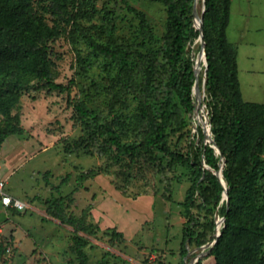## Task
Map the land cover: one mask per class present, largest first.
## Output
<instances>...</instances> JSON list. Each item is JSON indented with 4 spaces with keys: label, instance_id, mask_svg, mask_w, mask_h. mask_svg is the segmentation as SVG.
<instances>
[{
    "label": "rangeland",
    "instance_id": "1",
    "mask_svg": "<svg viewBox=\"0 0 264 264\" xmlns=\"http://www.w3.org/2000/svg\"><path fill=\"white\" fill-rule=\"evenodd\" d=\"M128 1L146 17V31L121 0H28L30 15L52 34L38 44L51 78L68 90L41 87L43 79L31 70L5 81L13 91L10 121L22 133L0 146V179L7 180L8 191L26 204V211H8L0 202V264H79L73 233L51 218L60 196L64 213L78 220L86 237L88 264H196L199 254L211 249L212 244L193 247L187 257L180 256L183 204L195 169L154 152L127 170L128 158L109 159L113 150L107 140L83 126L74 110V104L83 105L89 124L113 127L124 143L144 139L154 123L164 126L170 148L194 156V134L205 126L211 99L198 84L197 112L193 117L185 112L168 87L166 5ZM190 3L193 26L185 29L184 59L193 60L203 78L195 15L214 36L221 14H206L203 0ZM229 11L226 36L235 51L242 101L264 106V0H230ZM100 46L129 55L113 58ZM215 102L221 107L225 100L219 96ZM7 121L0 112V130ZM261 161L248 212L264 210V150ZM67 175L70 179L62 183ZM252 247L259 252L256 264H264L259 237L246 236L232 255L245 250L255 256ZM203 264L216 262L209 258Z\"/></svg>",
    "mask_w": 264,
    "mask_h": 264
},
{
    "label": "trees",
    "instance_id": "2",
    "mask_svg": "<svg viewBox=\"0 0 264 264\" xmlns=\"http://www.w3.org/2000/svg\"><path fill=\"white\" fill-rule=\"evenodd\" d=\"M51 1L59 4L73 0ZM121 1L129 13L141 20L142 28L146 31V17L133 8L128 0ZM151 1L163 3L167 7L164 55L169 68V92L178 98L185 112L193 117L197 112V67L193 60L184 59L185 29L193 26L190 0ZM28 4V0H0V112L8 118L6 126L0 130V146L9 137L22 133V128L10 121L13 91L8 86L5 88L7 79L14 77L15 73L31 70L43 79L41 87L61 92L68 90V86L58 84L51 78L47 60L38 44L44 36L50 38L52 34L46 25L30 15ZM229 7L230 0H205L206 14L214 18L221 14V27L214 35L216 39L203 27L207 71L205 73L204 70L203 78L198 77V84L203 86L204 82V92L211 101L207 104L205 126H198L194 134L193 157L170 148L164 126L154 123L151 133L144 139L124 143L113 127L89 124L88 109L79 103L73 105L82 125L107 140L113 150V154H108L109 159L114 155L128 158L127 170L139 165L142 156L154 152L164 153L172 161L195 169V181L188 189L183 204L185 222L180 256L185 258L191 248L200 249L216 241L213 248L199 254L196 264H203L209 258H214L216 264H256L258 250L252 247L255 256H251L245 250L232 255L231 249L246 236L264 239V225L260 226L264 210L247 211L256 193L262 165L264 106L242 101L235 51L226 36ZM193 35L199 38L200 32L196 30ZM98 48L101 53L113 58L129 55L104 46ZM219 96L225 100L221 107L215 102ZM207 129L212 133L213 142L207 140ZM220 174L226 187L221 182ZM70 177L67 175L62 183ZM64 204V197L55 199L52 221L73 233L72 249L78 263L88 264L86 237L79 230L78 220L64 213ZM219 219H223L220 227ZM3 255L4 249L0 246V262Z\"/></svg>",
    "mask_w": 264,
    "mask_h": 264
},
{
    "label": "built area",
    "instance_id": "3",
    "mask_svg": "<svg viewBox=\"0 0 264 264\" xmlns=\"http://www.w3.org/2000/svg\"><path fill=\"white\" fill-rule=\"evenodd\" d=\"M196 92V87H195ZM0 202L4 209L6 210H16L18 212L26 211V204L20 199L14 197L10 194L7 189V180L0 179Z\"/></svg>",
    "mask_w": 264,
    "mask_h": 264
},
{
    "label": "water",
    "instance_id": "4",
    "mask_svg": "<svg viewBox=\"0 0 264 264\" xmlns=\"http://www.w3.org/2000/svg\"><path fill=\"white\" fill-rule=\"evenodd\" d=\"M203 5H204V7H205V0H203ZM202 20H203V18H201V20L199 21V20H198V16L195 15V23H196V26L198 27L199 32H200L199 39H200V41L202 42V52H203V58L205 59V73H206V71H207V69H206V65H207V63H206V52H205L204 32H203V29H202ZM199 71H200V67L196 68V72H197V73H196L197 81H196V83H195V87H196V89H197V86H198ZM203 90H204V82H203ZM207 130H208V132H207V140H208L209 142H213V140H212V138H211L212 133H211V131H210L209 129H207ZM220 179H221L222 184L226 187V185H225V184L223 183V181H222V174H220ZM225 199H227V191H225ZM222 221H223V220H222ZM222 221L219 222V227L221 226V222H222ZM215 243H216V241H214V242L212 243L211 248H213V246H214ZM204 247H205V246H204ZM204 247H202V248H204ZM202 248H200V249H202Z\"/></svg>",
    "mask_w": 264,
    "mask_h": 264
},
{
    "label": "bare ground",
    "instance_id": "5",
    "mask_svg": "<svg viewBox=\"0 0 264 264\" xmlns=\"http://www.w3.org/2000/svg\"><path fill=\"white\" fill-rule=\"evenodd\" d=\"M200 1V0H199ZM198 3V2H197ZM200 4V3H199ZM197 12V11H196ZM201 55V54H200ZM200 58V60H202L203 61V59H202V57H199ZM199 60V59H198ZM199 62V61H198ZM207 132H208V130H207Z\"/></svg>",
    "mask_w": 264,
    "mask_h": 264
}]
</instances>
